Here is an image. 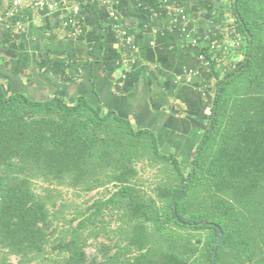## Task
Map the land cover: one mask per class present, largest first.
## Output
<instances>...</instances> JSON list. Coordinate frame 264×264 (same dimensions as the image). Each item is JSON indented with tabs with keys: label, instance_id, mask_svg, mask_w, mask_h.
I'll list each match as a JSON object with an SVG mask.
<instances>
[{
	"label": "trees",
	"instance_id": "16d2710c",
	"mask_svg": "<svg viewBox=\"0 0 264 264\" xmlns=\"http://www.w3.org/2000/svg\"><path fill=\"white\" fill-rule=\"evenodd\" d=\"M228 2L239 60L211 62L208 125L187 172L152 131L84 97L33 100L0 83V264H212L216 226L215 264H264V0ZM44 63L75 77L71 62ZM139 165L158 169L153 194ZM108 186L66 215L61 188Z\"/></svg>",
	"mask_w": 264,
	"mask_h": 264
},
{
	"label": "crops",
	"instance_id": "0c3cea01",
	"mask_svg": "<svg viewBox=\"0 0 264 264\" xmlns=\"http://www.w3.org/2000/svg\"><path fill=\"white\" fill-rule=\"evenodd\" d=\"M111 1L134 36L133 53L124 51L109 6L76 0L71 10L83 28L77 37L62 28L63 9L28 11L16 32L0 25V83L8 94L33 100L57 96L73 104L84 97L127 119L134 129L152 131L163 153L190 165L208 125L214 93L210 67L198 53L233 19L227 9L221 12L229 2L207 0L200 8L188 4L186 33L180 18L150 12L134 0ZM46 59L73 63L74 79L55 75ZM226 59L232 65L239 57Z\"/></svg>",
	"mask_w": 264,
	"mask_h": 264
},
{
	"label": "built area",
	"instance_id": "2783aa9c",
	"mask_svg": "<svg viewBox=\"0 0 264 264\" xmlns=\"http://www.w3.org/2000/svg\"><path fill=\"white\" fill-rule=\"evenodd\" d=\"M76 0H0V25L4 29L16 32L23 28L24 19L28 11H54L63 9L66 16L62 20V28L70 37L80 36L83 32L82 24L72 13V2ZM103 5L110 7L109 17L114 22V28L118 34L120 43L127 54L133 53L134 36L128 28V24L119 19L118 13L112 8L111 0H98ZM140 7L147 8L150 12H164L170 18H180L182 24L180 29L187 33L185 19L188 16V4L194 5L198 1L207 0H153L151 4H147L150 0H134ZM158 10V11H157ZM242 37L236 29L234 20L229 18L226 20L225 28L222 31L220 39H214L210 43H205L208 47L210 55L203 52L198 53V59L203 61L206 66L211 67V62L228 63L226 58L232 55L235 49L240 45Z\"/></svg>",
	"mask_w": 264,
	"mask_h": 264
},
{
	"label": "rangeland",
	"instance_id": "374dc122",
	"mask_svg": "<svg viewBox=\"0 0 264 264\" xmlns=\"http://www.w3.org/2000/svg\"><path fill=\"white\" fill-rule=\"evenodd\" d=\"M228 68L231 67L229 62L225 65ZM190 165H186L183 167L184 172H187L189 169ZM139 176L141 177L142 180H145V188L148 192L153 194L152 192V187L154 184L157 182V179L160 177V174L157 168H148V167H143L141 169L139 165ZM108 189L100 188L98 190L91 191L89 193H82L79 190H71V189H66V188H61L62 190V196H63V201L66 203L65 207V212L66 215H70V212L73 211L74 208H79V207H84L86 204H89L93 199H96L98 197H102L103 194H107L108 191H110L112 188L111 186L107 187ZM92 248H88V252H92ZM10 260L13 263H16V259L14 257H11Z\"/></svg>",
	"mask_w": 264,
	"mask_h": 264
},
{
	"label": "water",
	"instance_id": "95a60500",
	"mask_svg": "<svg viewBox=\"0 0 264 264\" xmlns=\"http://www.w3.org/2000/svg\"><path fill=\"white\" fill-rule=\"evenodd\" d=\"M233 6L236 10V7H237V0H233ZM247 66V63L243 66V67H246ZM218 93H220V90L218 91ZM215 107H216V104H215ZM190 178V176L187 177V179L183 182V187L181 188L180 192L178 193L177 197H176V200H178L182 194V191L184 189V186L186 185L188 179ZM173 215L176 219V221L180 224H185L182 220H180V218L178 217L177 215V212H176V202H174L173 204ZM203 223V222H202ZM217 228V238H216V241H215V247H214V250H213V254H212V258H211V262L212 264H215V255H216V251H217V246L220 242V239L222 237V234H223V231L222 229L219 227V226H216Z\"/></svg>",
	"mask_w": 264,
	"mask_h": 264
}]
</instances>
